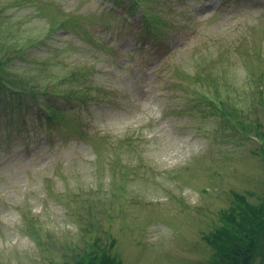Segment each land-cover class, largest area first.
I'll return each mask as SVG.
<instances>
[{
  "label": "rangeland",
  "instance_id": "obj_1",
  "mask_svg": "<svg viewBox=\"0 0 264 264\" xmlns=\"http://www.w3.org/2000/svg\"><path fill=\"white\" fill-rule=\"evenodd\" d=\"M259 1L0 0V73L34 90L0 89V264H210L264 201Z\"/></svg>",
  "mask_w": 264,
  "mask_h": 264
},
{
  "label": "trees",
  "instance_id": "obj_2",
  "mask_svg": "<svg viewBox=\"0 0 264 264\" xmlns=\"http://www.w3.org/2000/svg\"><path fill=\"white\" fill-rule=\"evenodd\" d=\"M1 66L0 63V68ZM7 77L10 75L0 73V89L7 94L6 96H15V93L20 92H34L29 86L35 81L34 78H27L26 84L29 90L25 91L15 88ZM40 93L45 95L43 97H47L46 95H53L51 99L56 97V92L50 93L45 88ZM37 101L41 100L37 98ZM41 102L48 111L45 114H49V111L51 114V116L44 115V117L52 120L53 107L43 99ZM218 230L221 231L216 230L206 238L212 249L210 264H264V201L255 206L248 205L247 208L238 211L234 219L228 222L227 228ZM78 260L74 264H119L114 257L105 252H102L98 258L84 255Z\"/></svg>",
  "mask_w": 264,
  "mask_h": 264
}]
</instances>
